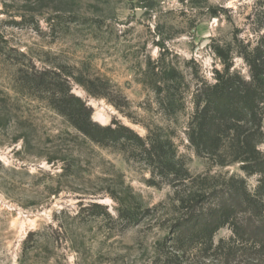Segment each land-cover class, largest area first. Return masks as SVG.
I'll list each match as a JSON object with an SVG mask.
<instances>
[{"label": "rangeland", "instance_id": "rangeland-1", "mask_svg": "<svg viewBox=\"0 0 264 264\" xmlns=\"http://www.w3.org/2000/svg\"><path fill=\"white\" fill-rule=\"evenodd\" d=\"M261 37L264 0H0V264H219L192 243L176 259L171 239L187 209L175 191L150 186L141 160L92 142L23 77H68L95 122L169 137L192 175L221 176V186L245 174L190 145L193 92L223 70L217 47L248 76L235 38L252 48ZM173 69L184 80L169 83L170 104L162 89ZM258 180L247 179L252 192ZM232 235L223 228L215 242Z\"/></svg>", "mask_w": 264, "mask_h": 264}, {"label": "trees", "instance_id": "trees-1", "mask_svg": "<svg viewBox=\"0 0 264 264\" xmlns=\"http://www.w3.org/2000/svg\"><path fill=\"white\" fill-rule=\"evenodd\" d=\"M235 40L240 42L237 53L248 67V76L234 68L231 48L217 47L215 53L224 68L214 71L213 83L196 84L194 113L186 130L196 154L212 165L226 168L240 164L245 176L227 174L221 186L212 185L221 176L192 175L169 137L150 131L143 138L120 122L107 126L95 122L92 108L72 93L68 77L51 69H33L23 77L34 92L92 142L118 148L130 160H141L151 174L150 186H169L175 191L183 210L187 209L171 239L175 254H170L176 259L192 243L199 245L203 258H214L219 264H264V37L252 48ZM166 76L162 91L171 104L174 87L169 83L184 77L175 69ZM87 82L92 95L105 97L94 91L99 88L95 81ZM253 176L259 180L252 192L247 179ZM218 198V204L205 208ZM226 227L233 235L216 243V235Z\"/></svg>", "mask_w": 264, "mask_h": 264}]
</instances>
